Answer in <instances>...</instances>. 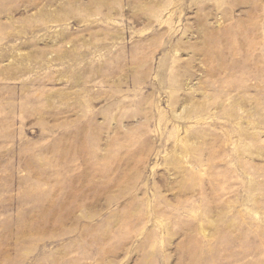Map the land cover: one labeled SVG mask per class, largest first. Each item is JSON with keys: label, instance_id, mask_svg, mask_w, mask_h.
<instances>
[{"label": "rangeland", "instance_id": "obj_1", "mask_svg": "<svg viewBox=\"0 0 264 264\" xmlns=\"http://www.w3.org/2000/svg\"><path fill=\"white\" fill-rule=\"evenodd\" d=\"M0 264H264V0H0Z\"/></svg>", "mask_w": 264, "mask_h": 264}]
</instances>
